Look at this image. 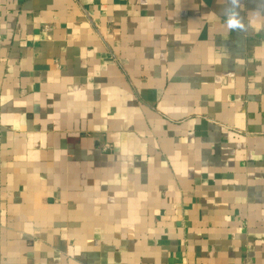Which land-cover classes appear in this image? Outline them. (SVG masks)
Listing matches in <instances>:
<instances>
[{
	"label": "crops",
	"instance_id": "crops-1",
	"mask_svg": "<svg viewBox=\"0 0 264 264\" xmlns=\"http://www.w3.org/2000/svg\"><path fill=\"white\" fill-rule=\"evenodd\" d=\"M0 0V264H264V0Z\"/></svg>",
	"mask_w": 264,
	"mask_h": 264
},
{
	"label": "clouds",
	"instance_id": "clouds-1",
	"mask_svg": "<svg viewBox=\"0 0 264 264\" xmlns=\"http://www.w3.org/2000/svg\"><path fill=\"white\" fill-rule=\"evenodd\" d=\"M232 7L229 9H226V15H227V27L229 29H244V24L242 19L239 17V13L236 11V9L239 7V0H231Z\"/></svg>",
	"mask_w": 264,
	"mask_h": 264
}]
</instances>
